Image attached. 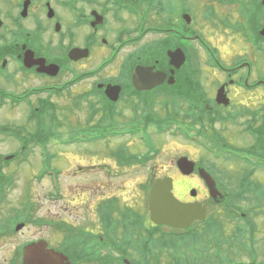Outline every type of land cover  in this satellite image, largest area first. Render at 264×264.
Returning <instances> with one entry per match:
<instances>
[{"label": "flooded vegetation", "instance_id": "obj_1", "mask_svg": "<svg viewBox=\"0 0 264 264\" xmlns=\"http://www.w3.org/2000/svg\"><path fill=\"white\" fill-rule=\"evenodd\" d=\"M173 1L0 0V78L14 83L17 88V90L0 89V104L3 106L8 103L11 108L25 106L26 121L36 122L38 115L33 112V109H36L33 107V101L56 103L64 92L85 80L90 82L85 93L82 92V99L86 100L88 105V119L92 121L88 130L90 132L99 130L101 134H104L109 124L106 121L113 119L110 117L113 114L114 121L112 120L110 124H117L116 120L121 118L124 125L135 122V126L130 131L138 133L141 130L138 123L143 112L141 108L153 107V104L145 102H156L154 95L150 96V94H153L158 86L152 90L137 89L132 83L133 71L138 65L154 66L155 70L166 71L169 77L171 70L175 67L170 64L168 51L181 49L186 57L184 65L175 69L173 84H169L167 79L162 86L169 85V89L171 87L175 89L178 78L184 75L185 71L190 73L189 69L192 67L193 71L201 75L200 69L205 68L206 71H210L208 73L214 79L212 80L203 72L204 83H208L210 93L208 98L204 95L200 97V107L203 112H200L201 114L205 115L207 111L204 113V109L209 107L208 112L218 117V122L221 120L219 116L227 118L240 114L241 117H245L249 111L250 117L264 119V35L261 33L264 29L263 0H207L208 6L203 14L205 19L211 21V25L214 26L211 32L207 30L210 34L207 32L202 34V31L191 28L192 24L186 18L190 15V0L182 2L178 14L174 15L176 19L169 21L166 27L153 25L150 11L155 17L159 9L165 10V7L170 9ZM214 34L223 35L226 40L235 44L236 51L234 55H231L233 58L226 59V56L222 54L219 39L212 41ZM153 36H163L162 42L165 41V44L162 45V51L164 53L162 52L161 57L152 62L145 59L140 61L139 59L144 57L142 56L144 50H149L151 46L153 48L157 44L154 41L149 42L148 37ZM194 42L199 45V51L205 61L204 66L199 67L197 62L191 63V59L194 58ZM72 51H77L74 56L78 57L70 58ZM26 54L30 56L27 64L25 63ZM94 57L97 58L96 62ZM37 60L43 61L44 65L34 63ZM117 60L120 62L116 63ZM51 64L59 66L60 71L56 77L40 72L44 66ZM110 65H117L119 71L131 73H127V77L123 79L106 78L95 83V72H104ZM77 67L83 70L80 74L76 72ZM65 71L70 72V77L57 81L64 76L60 73ZM201 83L203 84V79ZM110 85L121 87L118 101H112L107 96L106 90ZM204 88L206 90V86ZM220 90L225 93L223 100L229 99V105L218 102ZM165 96L164 102L175 101L173 94ZM119 102L126 104L128 114L118 106ZM139 102L143 104L139 105ZM182 103L187 107L186 102ZM238 105L243 109L237 112L230 110L223 113L220 110L224 106L230 108ZM110 107L114 108V112L109 109ZM168 108V114L173 117L176 113L175 105ZM185 120V129L190 132L193 130L191 120L188 117ZM205 124L204 120L196 123L199 132L204 129ZM205 129H208L209 138L203 137L204 142H200L202 147L207 144L206 141H214L213 135L217 136V140L229 143L220 130H217L215 134L210 126H206ZM245 129V133L252 136L247 125ZM149 130L150 128L146 130L148 134L151 131ZM186 134L184 131V138L190 140L192 137ZM93 136L87 138L86 142L93 144L103 141L95 140ZM9 137H13L21 149L32 145L38 146L20 141L15 136ZM124 163L126 162H118L120 170L124 169ZM105 165L108 164L102 162L78 167L82 173L95 168L102 174L108 173L103 168ZM109 175L107 178L112 176L111 173ZM173 181L174 187H178L175 177ZM204 183L203 181L200 185H203L206 196L210 198L208 187H205ZM195 187L198 186L190 188L196 189ZM97 195L100 198L98 205L88 208L93 218L90 219L88 216L82 221L77 219L74 223L66 220L65 223L60 222L55 225L60 232V240L56 246L47 240L50 247L67 255L72 264H130L132 262L158 264L163 260L171 261L178 258L175 253L178 248L176 244L179 243L174 239H161L162 236L176 234L172 228L153 223L150 212L146 219L144 212L132 206L122 205L118 196H106L104 191ZM179 198L185 202L202 201L198 196L192 199L182 196ZM218 199L221 198L218 197ZM219 200L217 202L221 201ZM28 217L25 216L22 221L13 226L9 224L8 228L3 224L0 228V236L4 233L21 231L29 220ZM142 220L144 223L141 222ZM146 220L147 223H145ZM18 223L22 225L20 230L16 229ZM192 225L202 226L200 229L212 226L208 223L197 224V222ZM40 240L45 239L26 240L19 246ZM170 249L172 252L168 251ZM11 262L24 264L23 250L22 255L17 254V258L14 257Z\"/></svg>", "mask_w": 264, "mask_h": 264}, {"label": "rangeland", "instance_id": "obj_2", "mask_svg": "<svg viewBox=\"0 0 264 264\" xmlns=\"http://www.w3.org/2000/svg\"><path fill=\"white\" fill-rule=\"evenodd\" d=\"M183 1L184 0H174L170 9L165 7V10H157L158 12L155 14V17L153 16V12L150 11V16H152L153 20L152 24L166 27L169 21H172L174 18L176 19L174 15L178 14ZM189 3L191 28L202 31V34H205L207 30H213L214 26L211 25V21H208L207 18L205 19L203 14L208 6V1L190 0ZM222 36L223 35L218 36L214 34V40L212 39V41L219 39V46L223 51L222 54L226 56V59H231L233 58L231 55H234L236 51L234 48L235 44ZM162 39L163 36L148 37L149 42H157L158 46L156 44V47L154 46L152 48L151 46L149 50H144V55H142L144 57L139 60L145 59L152 62L157 58L159 59L161 53H164V51H162V45L165 44V41L162 42ZM231 46H233V48ZM193 49L194 58L191 59V63L194 64L197 62L200 67L205 61L199 51L200 48L197 42L193 43ZM93 59H95L94 62L97 61L96 57ZM118 62H120V60L116 61V63ZM186 67L187 66H185V68ZM189 70L190 73L185 71V73H183L184 75L178 78V84H181L185 80H189L191 77L196 81L199 80L201 84L199 96L201 97L204 95L208 98L210 88L207 82H205L206 84L204 83L203 72L213 80L214 77L208 73L210 71H206L205 68L203 70L200 69V75V73H196L195 70L193 71L192 67ZM82 71V69L77 67L76 72L78 74ZM127 73L129 74L130 72L119 71L117 65H110L104 72H98L95 76V82L97 79L99 81L106 78L123 79L127 77ZM60 74L64 76L60 77L57 81H63V79L69 78L71 75L68 71ZM201 79H203L204 85L201 83ZM210 82L213 83L212 81ZM89 86L90 82L85 80L72 86L69 90L64 92L63 95L59 96L53 108V111L56 110V120L58 118L60 124L55 123V120L53 122L57 124L58 132L62 134L59 133L60 137H55L48 143L46 154L49 156L52 171L62 169L59 170L61 174L57 175L56 181L54 180L53 174L45 173L43 176L39 175L43 159L47 157L40 146L31 148L26 158L22 160L16 159L7 165H1L0 200L2 203H0V228L3 224L8 228L9 224H11L8 219L17 213H20L19 221L23 220L21 217L22 214H28L29 220L21 231H14L11 234L4 233L0 236V264H11V260L14 257L17 258V247L26 240L43 238L49 240L53 246H56L60 240V232L55 225L60 222L65 223L66 220L74 223L77 219L82 221L83 218H87L88 216L90 219L93 218L88 208H94V206L98 205L100 198L97 194L101 191H104L106 196H118L122 205L132 206L144 212L147 219L149 211H146L148 207V196L144 190L145 185L147 186L149 183H153L156 178H165L166 176L175 177V182L178 187L176 186L174 188V193L177 197L182 196L187 199H192L193 197L190 194L192 189L190 187L198 186L195 187L198 191L197 196L206 204L209 216L213 217L214 215H218L223 221L229 223L227 225V235L230 236L238 224H245V220L236 217L231 221L230 217L226 215L224 203L216 205L210 201V198L205 194L203 185H200L203 184V181L199 177L197 171L183 178V175L177 167V162L181 157L187 156L189 159L196 162L197 168L201 167L206 169L212 162H215L216 166L220 169V174L224 182L228 181V176L233 180L236 179L245 166L237 163L235 160L217 158L214 154L206 151L205 148L201 146V138H191L187 140L184 138L182 132L178 130V128H180L179 126L176 127L173 125L168 127L167 130L161 134L157 133L154 127H151V131H149L153 135L150 133L149 135L144 130L133 133L130 131L128 132L127 129H122L126 131V134L110 136L104 139L105 141L103 142H95L93 144L71 142V133H73L75 129L85 128L88 124L92 123V121L88 119L89 110L87 101L82 99V92ZM204 86H206V90ZM168 87L169 85L162 86V84H160L158 89H156L153 94H150V96L154 95L153 97H155L154 100L156 101L153 109L163 117L167 116L169 113L168 106L174 104L170 101L167 106L164 102L166 96L161 92L167 91L169 94H175V90L172 87L171 89ZM0 89L17 90L14 83L7 82L1 78ZM174 97L175 101L181 100L179 101L181 102V112L177 116V121H183L185 115L184 107H186V105L182 102L185 101L180 96ZM33 103L34 106H36V102L33 101ZM145 103L151 104L152 102L147 101ZM125 105L126 104L123 102L118 103V106L128 114ZM139 105H142V102H139ZM242 109L243 107L239 105L231 106L230 108L225 106L220 108L223 113L230 110L237 112ZM26 113L27 108L25 106L11 108L8 103H6L0 107V155L2 162H4V157L6 155L21 152L22 150L20 146L16 144L13 137L10 138L2 128H19L25 131L29 130L30 132L34 131L36 128L38 122L26 121ZM142 120L144 121L143 118ZM142 120L140 119L138 121L140 128L146 126ZM118 121L122 122V118L118 119ZM251 122H254L256 127L260 125V119L243 116L236 118L235 121H219L216 123L215 128L221 131V134H223L224 138L229 143H233V145L237 147L247 148L254 144L253 137L245 133L246 125ZM48 123L50 122L48 121ZM162 123L163 126L161 127L164 128V126L168 124V121H166L165 124L162 120ZM134 124L135 122H133L131 127H134ZM109 132H111V130H109ZM192 136L196 135L193 134ZM119 146H121L122 150H120V153L115 154L114 151ZM148 155H151V157L147 161H144V163H135L138 162L137 157L144 159ZM247 155L250 157L252 154L248 153ZM102 162L108 164L103 167L108 173L101 174L96 171L97 169L95 168L87 173H82L78 167L80 165ZM118 162H126L124 163L125 166L123 170L119 169ZM109 173H111L112 176L115 175L116 178H112V176L107 178V176H110ZM255 173L254 178L264 182V170L260 169ZM57 181L59 188L57 186ZM220 189L224 193L227 191L224 190V188ZM252 199L244 200L240 203L244 210H248V212L251 211L248 217H251L256 225V232L252 241L249 239L247 240V244L252 247L249 248L248 251H241L237 243H233L232 247H228V244L224 243V241L222 242V251L221 247L215 250L214 243L203 237L204 240L199 242L196 247L194 245L188 246V242L180 240L178 242L179 244H176L179 246L180 253L176 255L182 257L183 255L186 256L187 252H189V255L200 258L202 264H220L222 263L220 257H223V255H227L229 258L235 260V262H243L245 264H249L248 262L251 261L252 257L256 258L258 262L264 260V204L263 207H260L261 209L256 208L255 210H251L250 206L256 205L255 201ZM230 200L231 199H228V202ZM24 208H27V210L21 211ZM254 211L257 212V215ZM141 222L144 223V220ZM145 223H147V220ZM251 242L253 245H250ZM200 246L203 247L202 252ZM131 251L134 253L133 250ZM168 251L172 252V249ZM19 255L21 256L22 253ZM161 264H171V262L163 260Z\"/></svg>", "mask_w": 264, "mask_h": 264}, {"label": "trees", "instance_id": "obj_3", "mask_svg": "<svg viewBox=\"0 0 264 264\" xmlns=\"http://www.w3.org/2000/svg\"><path fill=\"white\" fill-rule=\"evenodd\" d=\"M176 85H175V95L174 96L182 97L189 104L188 109L185 112L191 117H194L196 114L200 113L202 111V108L200 107L201 98L199 96V92H201V84L199 80L196 81L195 79L191 77L189 80H185L181 84H178L177 82ZM161 93H164L165 95H169L167 91H163ZM175 104L180 105V102L175 101ZM109 109L112 112H114V108L111 109L110 107ZM142 109L145 111L142 117L144 119L143 122L145 124L147 123V125H151L156 122H159V124L162 123L160 116L155 117L153 115L154 109L152 106L148 108H142ZM50 110L51 109L48 105L43 104L41 105L39 112L35 111L38 114L40 113V118L42 120L38 119L36 133L30 136L29 138L30 143L32 141H37L38 144L40 143L41 145H43V147H47L48 143L51 140H53L55 137H59L58 132H57L58 130L57 124H54V122L55 123H59V122H56V117L53 114L49 113ZM204 110H205L204 113L206 111L207 112L205 113V115L204 114L203 115L207 116V118H210L211 113L208 112L209 107L205 108ZM176 112H178V109H176ZM110 117H113V114ZM44 119L48 120L50 123L48 122L45 123ZM164 122H165V119H164ZM252 133H254L256 137V141L254 145L249 147V150L242 151L239 149L238 151L239 155L238 156L235 155L236 157L240 158L239 160H237L238 161L237 163L241 165L243 164V166H245L243 170L240 172V174L236 177V179L233 180L232 178L228 176V181L224 182L222 179V175L220 174V169L216 166L215 162L214 163L212 162L207 167L208 170H210L211 173L216 177L219 185L228 191L227 198L221 201L222 204L223 203L225 204L224 209H225V212L227 213L226 215L230 217L231 221L235 217L241 220H245V224L244 225L238 224L234 228L230 236L227 235V232H228L227 225L229 223H226L225 221H223L220 217H218V215H214L213 217L212 216L208 217L204 221L208 224L213 225L212 227H210V229H212V231L215 234H216V231H215L214 226L216 227L217 232H220L221 230V237L222 238L224 237L223 239L221 238V251H222L223 241L224 243L228 244V247L230 246L232 247L233 243H237L241 251H248L249 248H252L247 244V240L249 239L250 241H252V238L254 237L255 232H256V225L253 219H251V217H248L251 211L248 212V210H244V208L240 205V203L244 200H250L253 198L252 200L255 201L256 205L250 206L251 210H255L256 208L263 207V204H264V182H261L257 180L256 178H254L255 172H257L260 169L264 170V124L254 127L252 130ZM16 134L19 138H22V133L20 131H17ZM42 140H43V143H42ZM225 148H229L228 149L229 154L225 156V158L232 159L233 150L231 149H233V147L228 144L226 146L220 144L219 147L209 148L208 151L219 154L220 152H223V149L224 151L227 152ZM244 152L250 153L252 155L250 157L242 158L241 154H245ZM0 160H1V155H0ZM47 162L50 165V159L48 157H47ZM228 199H231V200L228 202ZM254 212L257 215V212L256 211ZM214 235L212 236V243H214V248H216L217 242H216V237ZM180 237H181L180 238L181 240H185L186 242H188V246L194 245L196 247V245L199 242H202V240H204L205 234L200 233L198 230H192L190 231L189 234H185ZM228 237H230L231 239ZM250 245H253V243L251 242ZM200 250L202 252L203 247H201ZM186 258H187L185 259L186 261H184L185 264H202V262H200L198 258L194 257V255L188 254ZM220 259L222 261V263L220 264H245L243 262H237V261L235 262V260L229 258L227 255H223V257H220ZM252 260L253 261H251V263L249 264H264V260L261 262H255L254 258H252ZM177 263L183 264V262H177Z\"/></svg>", "mask_w": 264, "mask_h": 264}, {"label": "water", "instance_id": "obj_4", "mask_svg": "<svg viewBox=\"0 0 264 264\" xmlns=\"http://www.w3.org/2000/svg\"><path fill=\"white\" fill-rule=\"evenodd\" d=\"M264 4V0H263ZM190 21V17H186ZM264 35V29L261 32ZM77 51H72L70 57L74 56ZM170 63L176 68H180L185 62V54L181 49L168 51ZM33 54L31 55V58ZM30 61V56L26 58ZM34 63H42L43 61H35ZM44 65V64H43ZM41 72H46L50 75H57L59 72L57 65L44 66ZM174 70H171L172 75L169 77V83L174 82ZM167 72L163 70H155L154 66L139 65L133 72L132 81L136 88L140 90H150L164 83L167 79ZM107 95L110 99L117 101L120 95L121 87L109 86ZM224 92H218V101L228 103V100H223ZM11 156L7 157L10 159ZM178 168L185 175H190L194 172L196 163L187 157H181L177 162ZM200 175L206 181L209 187L210 195L214 200L222 197L221 192L216 188V182L213 177L205 170L200 169ZM173 179L164 178L158 179L152 186L149 198V208L151 211V220L160 225H167L173 228L187 229L193 221H200L206 218V208L200 202H183L178 199L173 192ZM194 197L197 195L196 190L191 191ZM19 226L18 228H21ZM24 264H70L67 257L62 253L48 248L46 241L30 243L25 250Z\"/></svg>", "mask_w": 264, "mask_h": 264}]
</instances>
